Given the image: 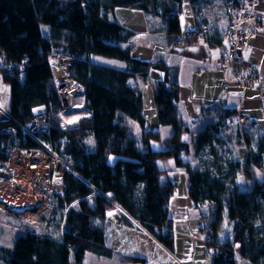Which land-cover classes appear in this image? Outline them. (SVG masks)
Returning a JSON list of instances; mask_svg holds the SVG:
<instances>
[{
	"label": "trees",
	"instance_id": "1",
	"mask_svg": "<svg viewBox=\"0 0 264 264\" xmlns=\"http://www.w3.org/2000/svg\"><path fill=\"white\" fill-rule=\"evenodd\" d=\"M194 5L199 0H187ZM183 0H0V57L21 64L22 71L3 74L10 87V118L0 121V163L13 143L12 133L2 132L7 126L24 125L35 114L52 112L51 129L44 137L68 163L64 176V193L54 198L52 215L64 211L62 233L65 240L42 237L34 231L20 235L15 247L0 246V264H83L86 255L109 257L112 238L107 212L120 209L119 219L127 228L134 222L167 244L172 230L168 204L176 182L157 162L173 159L175 167L187 174L188 197L193 207L215 209L200 213L202 230L209 234L213 264H238L234 245L250 264H264V136L247 135L235 127V135L225 131V111H219L217 123L203 128L195 141V152L209 148L219 134L228 146H244L245 160L234 158L232 173L245 178L243 189L215 179L210 173L191 171L181 156L191 154L184 138L189 128L179 113L178 85L173 70L160 59L154 63L134 59L128 42L133 34L116 20V9L141 11L151 16L169 17L181 12ZM43 27L48 28L45 36ZM185 37L179 44H190ZM208 41L211 38L208 37ZM71 58V76L83 89V112L69 127L63 117L55 115L58 107L50 60ZM106 57L123 63L114 68L94 61ZM152 70L162 72L153 92L154 114L159 127H170L171 135L162 140L160 130L146 129L142 95L130 81L145 83ZM138 128V135L133 131ZM17 129V128H16ZM253 133V132H251ZM24 147H37L17 129ZM94 139L95 148L85 144ZM160 149H153V144ZM112 160V162H111ZM165 175L167 184L159 185ZM258 178V179H257ZM261 180V181H259ZM251 181V182H249ZM47 225L46 231H49ZM229 235V237H227ZM124 263H141L139 256H123Z\"/></svg>",
	"mask_w": 264,
	"mask_h": 264
},
{
	"label": "crops",
	"instance_id": "2",
	"mask_svg": "<svg viewBox=\"0 0 264 264\" xmlns=\"http://www.w3.org/2000/svg\"><path fill=\"white\" fill-rule=\"evenodd\" d=\"M224 1L199 0L194 5H190L187 0H183L181 12L172 14L166 23L163 14L151 16L131 9H116L115 17L123 28L133 34L128 45L134 59L151 63L162 59L165 61V65L175 73L178 85L177 107L184 126L188 127L189 131L192 124L201 118L208 117L211 120L207 124L214 123L215 125L218 121L219 111H231L233 115L236 113L247 115L249 123L246 129L253 132L255 136L257 134L264 136V0L255 1V7L251 10L253 17L245 23L248 37L241 50L240 63L243 72L252 71L255 73L254 79L249 82L250 88L246 90L235 87L230 75L223 79L224 88L216 83L217 78L220 76L217 71V60L228 46V43L222 39L227 21L223 7ZM202 24L208 25V37L211 38L212 43L201 39H195L190 44L178 43L185 34L195 30ZM43 30L45 36H48V28L43 27ZM93 60L101 63L98 58ZM1 62L2 58L0 57V66ZM162 77V72L152 70L145 83L130 81V84L137 86L142 95L144 86L148 83L153 85L152 91L154 92L156 82L161 80ZM142 101L144 105L143 96ZM72 108L74 110V107ZM9 113L10 87L4 83L0 74V121L9 119ZM72 116L76 117L78 115L72 114ZM84 116L85 114H83ZM81 117L78 116L71 121L67 119L68 123L65 125L75 124ZM150 120L147 123L146 119V129L151 131L160 130L162 140L167 139L162 136V128L159 127L156 118L151 117ZM237 128L241 129L240 127ZM87 141L90 142L91 147L88 149L87 146V149L93 151L95 148L94 139L88 137L85 142ZM155 145L160 149V145L157 143L153 144V149ZM232 146L239 148L241 151L242 155L236 158L240 161L245 160L246 148L244 146ZM243 150L246 153L245 156ZM187 156H181L186 163H188L185 159ZM160 169L167 170L168 179L177 183L174 195L168 204V215L172 220V230H163L162 232L163 236L167 235L168 232L171 238L167 240L168 245L158 242L162 249L160 259L155 260V257L136 254L133 251L131 240L126 239L128 245L126 250L130 253H124L123 249L118 250L115 246L109 257L86 255L83 264H141L139 262L124 263L122 261L123 256H139L145 260L144 264H213L212 248L207 246L209 234L202 230L203 225L199 224L201 215L190 218L188 214L190 210H194V207L188 197L187 174L176 168L175 163L174 165L167 163L166 168ZM261 174L259 173L260 178ZM262 179L264 180V178ZM171 209L174 216H171ZM112 210L117 215L116 221L119 222L120 209ZM107 223L109 224L108 220ZM110 226L109 224V228ZM113 245L114 242L112 241ZM234 253L238 264H250L241 257L240 245H234Z\"/></svg>",
	"mask_w": 264,
	"mask_h": 264
},
{
	"label": "built area",
	"instance_id": "3",
	"mask_svg": "<svg viewBox=\"0 0 264 264\" xmlns=\"http://www.w3.org/2000/svg\"><path fill=\"white\" fill-rule=\"evenodd\" d=\"M256 0H225L223 7L227 17L226 29L222 35L223 41L228 43L227 49L217 60V71L220 74L216 83L224 88V77L230 75L235 87L246 90L250 88L249 82L255 77L254 72H243L240 63L241 50L248 37V31L245 23L252 17V11ZM209 27L202 24L195 30L185 34V37H194L195 39L208 40ZM2 58V57H1ZM25 62L21 64L7 62L2 58L0 73L1 75H13L15 71H22L25 68ZM71 58L56 56L50 60L51 71L55 83L58 107L55 115L63 117L72 110V103L75 98L82 97V86L71 76ZM227 115L224 123L227 127H246L249 123L247 115L226 111ZM52 112H40L35 114L24 125H16L21 133L32 139L37 147H24L21 139L17 136V129L13 126H7L1 129L2 132L12 133L13 143L6 151L5 160L0 163V171L9 174V182L14 186V193L18 196H25L28 192L43 201L45 195L53 198H59L64 193L63 180L65 173L70 171L69 163L56 152L55 147L45 142L44 137L49 134L51 129ZM167 178L165 175L159 177V185L165 186ZM52 207V206H51ZM45 205L40 207L41 212ZM207 210L215 209L212 203H207ZM36 212V215L41 214ZM199 222L203 225L202 219ZM140 229L147 230L134 222ZM39 227V225H36ZM150 232L156 230L150 228ZM149 232V233H150ZM168 234V232L166 233ZM43 236V235H42ZM47 237V236H46Z\"/></svg>",
	"mask_w": 264,
	"mask_h": 264
},
{
	"label": "rangeland",
	"instance_id": "4",
	"mask_svg": "<svg viewBox=\"0 0 264 264\" xmlns=\"http://www.w3.org/2000/svg\"><path fill=\"white\" fill-rule=\"evenodd\" d=\"M94 58L100 59L101 63H103L104 65L119 69L123 68V63L119 61L99 56H96ZM152 87L153 85H150V83H148L146 86H144V91L142 94L144 100L143 115L146 117L147 123L151 121V117H155ZM82 101V97L75 98L73 100L72 107H74V110L63 116V122L65 124L68 123L67 119L71 121L72 119L75 120L78 116L83 117L84 112L82 109ZM72 114L78 116L75 117L72 116ZM210 120V118L205 117L192 124L189 133L185 137L187 139L184 138V140H187L191 145V154L185 158L188 161L187 165L189 166L191 171L200 170L208 172L215 179H219L228 185H232L231 183H233L243 189V185L246 181L245 178L240 174L232 173L230 167L232 162L234 161V158L242 155L239 148L226 145L223 142L222 137L219 134H216L214 136V141L209 148L203 151L195 152V141L200 130L207 126H214V123L207 124ZM235 130V127L229 128L225 125V131L227 133L229 132L235 135ZM240 130L242 133L247 135L248 138H253V133H251L249 129H246V127L241 128ZM133 131L136 135H138V128L135 125H133ZM171 132L172 129L170 127L162 128V136L164 138H168L171 135ZM85 144L86 146H88V149L91 148L89 141L85 142ZM154 149L157 150L159 148L155 145ZM243 154L244 156L246 154L244 150ZM167 163L174 165L173 160L162 159L157 162L159 168H166ZM261 173V178H264V170ZM28 195L36 198L37 202H39V205H34L33 207L25 209L22 212H13L0 207V246L8 249H13L15 247L16 239L20 235H23L28 231H34L40 236L43 235L42 237H53L54 239L59 241L65 240L66 237L62 233L64 211L59 209L57 210L56 214H51V206H54L55 203L54 198L50 195H45V200L41 201V199L30 192H28ZM23 199L24 198L22 196H18L14 193V186L12 185V183H10L8 180H0V202L4 204L6 201L10 200L16 204H21ZM44 205V210L42 212L41 209L38 211L41 212V214L36 215V212L34 210L41 206L43 207ZM206 210L194 208V210H190L188 214L190 218H196L197 216H200L201 212H205ZM171 216H174L172 209ZM116 218L117 215L113 210L107 212V220L111 225L109 228V234L111 235L112 241L114 242V245L111 246L112 250H114L115 246H117L116 248H118V250L123 249L124 253H130V251L126 250V247H128V245L126 244V239H130L133 245V251L136 254L141 256L146 255L147 257H155V260L160 259L162 255V249L158 244V242L160 243V240H158L154 235L151 234L149 228H147V230H142L136 224H134V228H127L124 227L120 223V221L117 222ZM199 224L201 223L199 222ZM36 225H39V227ZM47 225H49L50 227L48 232L46 231Z\"/></svg>",
	"mask_w": 264,
	"mask_h": 264
},
{
	"label": "bare ground",
	"instance_id": "5",
	"mask_svg": "<svg viewBox=\"0 0 264 264\" xmlns=\"http://www.w3.org/2000/svg\"><path fill=\"white\" fill-rule=\"evenodd\" d=\"M22 197L24 199H23L21 204H16V203L8 200L4 204L2 202H0V207L3 209L13 211V212H22L23 210L29 209V208L33 207L34 205H39V202H37V199L32 197V196H29L28 193ZM41 201H42V199H41ZM39 210H40V207L36 208L34 211L37 212Z\"/></svg>",
	"mask_w": 264,
	"mask_h": 264
},
{
	"label": "water",
	"instance_id": "6",
	"mask_svg": "<svg viewBox=\"0 0 264 264\" xmlns=\"http://www.w3.org/2000/svg\"><path fill=\"white\" fill-rule=\"evenodd\" d=\"M160 50V49H159ZM75 125L74 124H72V125H69V127H74ZM9 178H10V176H9V174L8 173H6V172H1L0 171V180L2 179V180H9Z\"/></svg>",
	"mask_w": 264,
	"mask_h": 264
},
{
	"label": "snow or ice",
	"instance_id": "7",
	"mask_svg": "<svg viewBox=\"0 0 264 264\" xmlns=\"http://www.w3.org/2000/svg\"><path fill=\"white\" fill-rule=\"evenodd\" d=\"M185 139H187V138H185ZM111 215V214H110Z\"/></svg>",
	"mask_w": 264,
	"mask_h": 264
}]
</instances>
